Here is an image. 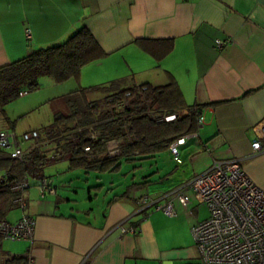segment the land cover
I'll use <instances>...</instances> for the list:
<instances>
[{
	"label": "crops",
	"instance_id": "crops-1",
	"mask_svg": "<svg viewBox=\"0 0 264 264\" xmlns=\"http://www.w3.org/2000/svg\"><path fill=\"white\" fill-rule=\"evenodd\" d=\"M83 25L107 52L82 68L83 87L96 84L93 73L108 71L107 80L132 78L129 86L164 85L175 79L188 104L221 103L203 109L205 124L199 135L179 146L185 161L194 162L193 171H184L178 164L184 159L180 156L182 161L177 162L167 150L146 161L156 167L143 173V180L135 177L138 181L130 184L129 178L121 177L115 187L108 186L109 175H101L100 183L73 186L75 197L65 196V190L46 175L54 200H38L30 209L25 198V209L8 216L12 222L23 212L35 217L33 241L16 251L2 243V250L32 253L36 264L195 261L198 250L192 227L209 216L202 217V204L193 195L187 206L172 198L174 214L169 215L155 206L140 210L141 201L161 196L209 169L214 160L233 158H242L246 172L264 189V153L252 151L253 127L264 122V0H0V66L39 47L61 43ZM217 39L229 42L218 48ZM203 151L210 162L196 171ZM143 163L137 161L135 166ZM56 164L57 171L69 169L65 160ZM155 183L167 187L153 193ZM125 219V226L133 224L135 232L122 234L115 228Z\"/></svg>",
	"mask_w": 264,
	"mask_h": 264
},
{
	"label": "trees",
	"instance_id": "trees-1",
	"mask_svg": "<svg viewBox=\"0 0 264 264\" xmlns=\"http://www.w3.org/2000/svg\"><path fill=\"white\" fill-rule=\"evenodd\" d=\"M106 54L92 31L83 25L61 43L39 47L19 60L0 66L3 122L5 106L20 97L21 92L39 89L41 77H50L56 83L70 79L77 83L75 89L51 99L65 103L69 112L55 113V121L43 132L39 130L40 144L33 142L24 147L23 160L0 148V221H10L9 214L16 208L22 209L20 198L25 200V191L32 185L31 178L37 179L40 185L47 178L44 173L47 165L65 160L69 169L118 172L124 161L145 162L164 151L172 153L171 145L178 138L199 131L198 117L203 109L221 103L188 104L175 79L164 85L145 82L127 87H120L118 80H113L104 86L109 91L106 96L91 98L89 94L93 90L103 87H83L80 83L82 68ZM127 98L128 104L119 105ZM172 113L177 115L172 121H159L155 116ZM93 133L96 135L92 136ZM112 139L117 140L121 148L120 154L115 156L106 153V144ZM85 146H90V153L84 151ZM24 183L28 185L23 187ZM4 239L0 233V253L9 257L0 264H27L26 255L10 256L2 250Z\"/></svg>",
	"mask_w": 264,
	"mask_h": 264
},
{
	"label": "built area",
	"instance_id": "built-area-1",
	"mask_svg": "<svg viewBox=\"0 0 264 264\" xmlns=\"http://www.w3.org/2000/svg\"><path fill=\"white\" fill-rule=\"evenodd\" d=\"M27 36H31L30 29H27ZM228 42L229 40L217 39L216 45L218 48H223ZM27 93V91H23L21 96ZM129 94L127 93V95ZM128 103L127 98L119 105L123 106ZM155 116L159 121H172L177 117L174 113L156 114ZM204 124L205 118L202 113L198 117L199 128ZM253 130L256 139L252 143V151L253 155H258L264 153V122L255 125ZM95 135V133L92 134V136ZM198 135L199 131L186 134L171 145L176 161H182L179 146ZM39 137L38 129L18 135L15 129L3 125L0 116V148L8 150L12 157L23 160L25 150L22 143L31 140L35 144H40ZM90 150V146H85V152L90 153ZM120 152L121 148L117 140L112 139L107 142V154L115 156ZM242 161V158L214 160L209 169L194 175L161 196L142 199L140 210L147 206H155L167 214L173 215L171 199L177 198L184 206H187L191 200L190 191L200 204L209 208V216L192 227L198 258L192 262L173 264H264V189L246 172ZM27 185L28 183H24L22 186L26 187ZM40 189L41 196L54 192V188L47 178L41 181ZM20 205L23 210L27 205L23 197L20 198ZM127 221L128 219L122 220L115 227L122 234L136 231L133 224L129 227L125 226ZM35 227L36 219L25 212L15 222L0 221L1 235L13 240L33 241ZM26 256L27 264H36L32 253L26 254ZM8 257L0 253V263Z\"/></svg>",
	"mask_w": 264,
	"mask_h": 264
},
{
	"label": "rangeland",
	"instance_id": "rangeland-1",
	"mask_svg": "<svg viewBox=\"0 0 264 264\" xmlns=\"http://www.w3.org/2000/svg\"><path fill=\"white\" fill-rule=\"evenodd\" d=\"M93 75L94 76L91 79H93L92 81L96 83L95 85H101L103 88L93 90L89 94V96L91 98H99L106 96L109 93V91H107V89H105L104 86H108L110 81H113L114 78L111 80H107L110 79L109 77H111V74L108 71L104 72L103 74L95 72L93 73ZM106 75L107 78H105ZM40 82H41V86L39 89L34 91H29L26 95H22L18 97L17 99L11 101L5 106V112H4L5 114L3 116L4 122L3 121L2 122L3 123L7 122L9 125L15 124L16 128L15 127L11 128L8 125L7 127L10 129L15 128L18 135H22L24 132L31 131L33 129H38L40 130V132H43L44 128L51 125L55 121V113L57 111H62L64 113L69 112L68 106L65 103L64 105L61 101H59V99H56V101L53 102L51 101V99L54 97H58L64 93L70 92L72 89H75L77 87V83L73 79L62 83H56L52 78L47 76L41 77ZM118 82L120 83L119 85L120 87H127L133 83L132 78L128 80H120ZM32 143L33 141L30 140V141H24L22 144L28 146ZM206 153H207L206 151L200 152V154L202 155L199 158V160L196 162L197 164L196 171H198L200 167L202 169H206V165L210 162L209 160L210 158L207 155H205ZM164 154H170V153L167 152ZM200 154L198 156H200ZM180 156L182 157V159H184V163L182 164L178 163L179 166L180 167L184 166V171L186 170V172L188 173L190 171H193L194 169L192 168V165L194 164V162H192V160H190L189 158L188 160L185 161V156L183 152L181 153ZM136 162L137 161L135 162L124 161L121 170L119 172H110V173L105 172L106 174L102 172H97L95 170H91L89 173H86L85 169L83 168L74 169V170L67 169L64 170L63 172H60L57 171L58 170L57 166L59 164L55 163V164H49L45 167V174L51 175L50 177L53 179L54 183L58 185L60 189L65 190V192L63 193L65 196L75 197L77 195V193L75 192L76 187L73 186H75L78 182L80 183V185L86 184L88 182L94 184L100 183V181L98 180V176L102 175V177L103 176L105 177L109 175L108 186L116 185L115 187H119L118 182H119V178L121 177L129 178L128 181L131 184L137 178H139L138 180H143L144 178V175H142L143 173H146L147 171L155 170L156 167L155 164L147 166L145 161V163H143L142 165L135 166ZM124 172L125 174L127 173V175H124L123 174ZM146 178H149V176H147ZM30 182L32 184L31 187L25 191V198L29 204L28 208L33 209L35 206H37L38 200H52V199L54 200V196H52V194L49 193L46 195L45 199L44 197L41 196L40 194L41 189H40L39 181L37 179L31 178ZM62 183L64 184L62 185ZM162 186H165V184L162 185L160 183L157 184L155 183L154 185H152L153 193L156 192V189H158L159 187L162 188ZM189 193L192 195V192L189 191ZM78 194H82L81 190L78 191ZM192 197L193 199H195L194 196ZM154 198L156 197L154 196ZM14 212H16L15 213L16 216L19 215L20 213L19 209L16 208L9 215L12 216ZM200 213L202 217H207L210 214L208 206L201 205ZM26 241L29 240L26 239L13 240L11 238H5L3 240V246L5 249L16 251L20 249Z\"/></svg>",
	"mask_w": 264,
	"mask_h": 264
}]
</instances>
